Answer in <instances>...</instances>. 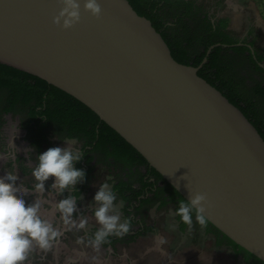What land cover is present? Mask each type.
Masks as SVG:
<instances>
[{
  "label": "water",
  "instance_id": "95a60500",
  "mask_svg": "<svg viewBox=\"0 0 264 264\" xmlns=\"http://www.w3.org/2000/svg\"><path fill=\"white\" fill-rule=\"evenodd\" d=\"M80 2V22L61 30L52 24L57 0H0V64L88 107L187 203L189 190L206 194L207 222L264 263V139L257 128L199 67L176 61L128 0H97L98 19Z\"/></svg>",
  "mask_w": 264,
  "mask_h": 264
},
{
  "label": "rangeland",
  "instance_id": "374dc122",
  "mask_svg": "<svg viewBox=\"0 0 264 264\" xmlns=\"http://www.w3.org/2000/svg\"><path fill=\"white\" fill-rule=\"evenodd\" d=\"M226 3V6L223 7L221 14L217 18L219 26L233 32L239 37L243 36V33L250 28L258 36L256 38V47L264 46V0H226ZM196 52L201 53L202 48L197 47ZM223 62L227 66L226 75L240 83L245 100L251 99L257 104L254 109L256 116L253 120L264 124V98L255 94V89L264 83L262 72L251 62L246 51L240 52L236 56L227 55ZM8 98V91L0 87V148L6 146L8 136L15 134L16 130L34 126L36 123L34 114L32 113L33 110H31V107L35 103L34 101L24 104L15 100V103L12 105L9 103ZM42 131L43 136L41 138H43L44 143L39 146V138L36 139L35 145L33 144V147H30L31 151L25 152L26 146L21 145V142L18 145L17 142L19 143V141L13 142V145L16 147L14 148L18 150L19 154L24 155L23 158L25 160L20 162V168H17L16 165L12 168L8 163L3 164L0 167L2 170L1 177L6 172L11 171L18 176L17 186L22 184L25 188L32 187L34 184L31 177L32 169L28 170L25 167L26 164L34 167L38 155L51 147H67L63 142L75 139L77 143L74 145V148L81 152L82 158L74 164V167L84 172L89 171V174L85 176L86 180L84 179L82 183L75 185V190L79 191L77 195L74 194V189L65 191L62 195H57L54 190L50 189L53 179L49 178L45 182V192L43 194L36 192L34 195H26L23 198L26 204H32L34 198L39 200L41 202L42 215L46 211L52 212L58 200L72 196L77 200V211H81L83 217L88 220V224L85 229L79 231L75 228L66 230L62 227L60 218H54L55 220L52 223L64 234L62 236L63 239L60 240L59 245L53 246L48 252L35 250V254L39 255L41 253L43 256L48 257L46 262L41 264H51L50 253L55 257L61 256L57 264H70V262H75L76 264H114L118 261L119 254L125 246L117 245L118 251L116 256L110 257L104 253V247L100 246L96 250L89 244L91 236H87L81 240L84 234L88 233L92 235L98 228L92 215L96 207L92 201L101 184L108 183L113 190L114 185L121 180L124 172H127L131 176L134 183H137L143 174L141 172L130 171L131 162L126 164L121 161H115L111 156L102 153V150L89 152L86 140L81 136L70 137L68 129H62L58 125L48 123ZM4 138H6V142H4ZM126 206V202L117 196L115 211L120 214L122 221L124 219L128 220L127 213L125 212ZM176 206V203L168 204L157 214H154L152 210L148 211V209L141 211L142 215H148L146 219L148 224L155 223L154 233L164 237L167 241L165 244L158 246L153 237L144 240L148 245L150 243L152 248L154 247V251L161 249L165 251L164 255L170 257L161 256L157 264H258L254 259L242 252H237L224 241L220 242V246L217 247L214 236L206 234L205 229L201 226L192 225L191 228L186 226L185 232H182L180 229L181 223H179L178 216L175 214ZM57 214L59 215V213ZM80 215L76 212L74 213V218L78 220ZM185 233H188V235ZM225 248H229L230 251L226 252ZM79 253L86 256H78L77 254ZM141 253L142 250L137 252L139 255ZM69 255L75 256L72 259L75 258L76 260H68L70 258ZM102 257L107 259L108 262L103 259L99 262L97 261V258L100 259ZM138 260H141V257ZM35 261L36 259L31 256L27 264H36L34 263Z\"/></svg>",
  "mask_w": 264,
  "mask_h": 264
},
{
  "label": "trees",
  "instance_id": "16d2710c",
  "mask_svg": "<svg viewBox=\"0 0 264 264\" xmlns=\"http://www.w3.org/2000/svg\"><path fill=\"white\" fill-rule=\"evenodd\" d=\"M128 1L139 15L146 17L152 22L154 28L166 41L176 61L198 67L203 59L207 58L208 63L204 64L200 69L199 76L212 86H215L232 104L237 106L250 119L264 139V124L253 120L256 116L254 109L257 104L251 99L245 100L241 88L235 85V79L226 75L227 66L224 64V60L217 59L220 52L230 50L223 48L224 45H234L238 42L233 38L231 32L221 28L218 22H212L208 12L203 4H200L199 0ZM217 44L220 46L213 49L211 56H207V50ZM197 47L202 48L201 53L196 52ZM232 50L235 52H249L250 49L236 46ZM226 54L225 56L227 57ZM252 57L253 55L250 54L249 58ZM251 62L257 65V62L253 60ZM256 68L259 69V67ZM259 70L261 71V69ZM32 81H35L36 85L43 90L37 89L36 86L33 87ZM0 87L8 91V100L12 105L15 100L24 104L30 101L35 102L31 110H33L32 113L37 124L28 127V129L34 133L35 141L39 138V146L44 143L43 138H41L43 136V128L48 123H52L62 129H68L70 137H83L86 140L89 152L102 150V153L111 156L115 161H121L126 164L131 161V167L148 165L145 159L131 145L103 123L93 111L60 89L49 85L44 80L13 67L0 64ZM47 89H50L54 94V97L49 101L44 97ZM255 91L257 96L264 98V89H262L261 85ZM33 93L37 96L34 95V98H31ZM27 94L29 96L25 97ZM38 115L41 116L40 119H37ZM42 121L48 123L43 125L41 124ZM152 173L165 184V187H157L155 190L149 189V192L153 193V195L143 201H139V198L145 195V188L148 186L154 187V184L143 181L144 175H141L139 180L137 179L138 181L135 184L138 186L136 187H134V182H123L121 180L114 185L113 191L127 204L125 212L127 217L130 218L131 228L128 234L122 238L111 236L108 238V242L103 245L113 246L117 243H129L140 236L153 233L155 231V223H147L148 215H142V209L152 210L154 214H157L170 203H176V210L181 200L187 203L154 169ZM85 174H89V171L85 172ZM78 192L76 189L74 194L77 195ZM138 203L140 204L137 207L136 204ZM138 216L140 217L138 218ZM177 219L181 223V231L185 232L187 225L181 222L180 217H177ZM193 225L200 226L195 221V217H193ZM203 228L206 234H212L215 237L217 247L220 246V242L224 241L237 252L244 253L258 264H264L222 235L210 223L207 222V226ZM35 253L34 251L29 256L36 259L34 263L41 264L46 262L47 256H43L41 253L36 255ZM50 256L51 264H57L60 261V255L55 257L50 253Z\"/></svg>",
  "mask_w": 264,
  "mask_h": 264
},
{
  "label": "clouds",
  "instance_id": "9594fccd",
  "mask_svg": "<svg viewBox=\"0 0 264 264\" xmlns=\"http://www.w3.org/2000/svg\"><path fill=\"white\" fill-rule=\"evenodd\" d=\"M57 2L60 10L52 19L53 26H58L61 30L73 28L81 19L80 0ZM83 11L98 19L101 7L97 0H83ZM63 143L67 147H51L37 156L31 170L34 181L32 187L35 192L43 194L45 182L49 178L53 179L50 189L57 195L75 190V185L84 181L85 172L74 167L82 158L81 152L74 148L77 141L70 139ZM17 179L18 176L11 171L0 177V264H27L29 256L35 250L48 252L62 235L59 228L41 215L39 200L34 198L32 204H26L23 197L31 193L22 184L17 186ZM188 196L189 202L181 200L175 214L189 228L193 225V217L201 227H206V194L192 193L189 190ZM116 199V193L108 183L101 184L94 195L92 203L96 207L92 215L98 228L92 234L89 244L96 250L108 242L109 237L122 238L130 231V222L127 219L122 221L120 214L115 211ZM76 206L77 200L72 196L62 198L54 205L55 212L59 213L61 225L66 230L75 228L79 231L85 229L88 224V220L82 214L78 220L74 218ZM166 242L164 237L157 235L156 245H163Z\"/></svg>",
  "mask_w": 264,
  "mask_h": 264
},
{
  "label": "flooded vegetation",
  "instance_id": "af4514ba",
  "mask_svg": "<svg viewBox=\"0 0 264 264\" xmlns=\"http://www.w3.org/2000/svg\"><path fill=\"white\" fill-rule=\"evenodd\" d=\"M200 4H203L204 8L206 9V11L208 12V15L210 16V19L212 22L214 21H218L217 18L219 17V15L221 14V11L223 10V7L226 6V0H199ZM228 31V30H227ZM231 32V31H230ZM244 35L239 37L236 36L233 32H231V35L233 36V38L235 40H237L238 42L234 45H226V47H223L225 49H230L227 52H220L219 55L217 56L218 60H224L226 58V55H232V56H236L238 55L240 52H235L232 49L236 46H242V47H247L249 48V52L247 51L246 54L249 56L250 54L253 55L252 58H250L251 60L257 62V65H255V67H259V69H261L262 75L264 77V46H260L259 48H257V44H256V38L258 37L257 34L254 33V31L252 29H248L247 31H245L243 33ZM253 44V45H251ZM213 51V50H212ZM212 51L210 52V54H208L209 56L212 55ZM207 55V56H208ZM204 60V59H203ZM203 62V61H202ZM208 63V60L206 58V62L205 63H201L198 67V73L200 71V69L203 67L204 64ZM226 72V71H225ZM33 87H37V89L39 90H43L41 88H39L36 84L35 81H32ZM235 85L237 87L240 88L239 82H237V80H235ZM215 87V86H214ZM262 89H264V83H262L261 85ZM34 95L37 96L36 94H32L31 98H34ZM29 96V94L25 95ZM45 99H47V101L51 100L54 97L53 92H51L50 89L46 90V93L44 95ZM29 98V97H27ZM46 101V102H47ZM41 116L38 115L37 119H40ZM47 120V119H45ZM48 122L46 121H42L41 124L45 125ZM37 124V122L35 123ZM6 138H4V142H6L5 140ZM7 143L6 146L4 148H0V167L3 166V164L8 163L10 167L14 168V166L16 165L17 168H20V162L25 160V158H23L24 155H21L18 153V151L14 148L13 146V142L15 141H19V143L17 142V144L19 145L21 142V145L26 146V149H30V147H33V144L35 145V137H34V133L30 132L29 129L26 127L24 129L21 130H16V133L13 134L12 136H8L7 139ZM1 144V142H0ZM131 162V161H130ZM132 163V162H131ZM82 164V163H81ZM83 165V164H82ZM28 170L32 169V165H27L25 166ZM1 168H0V177H1ZM130 171H140L144 174V182L147 183H152L154 184V187H146L145 188V195L144 196H140L139 201H143L147 198L152 197L153 193L149 192V189H153L155 190L157 187L163 188L165 187V184L158 180V177H156L154 175V173H152L153 168H151L149 165H141V166H134V167H130ZM15 172V171H14ZM140 203L136 204L137 207L139 206ZM171 204V203H170ZM177 207V206H176ZM144 210V209H142ZM77 214H81V211H76ZM140 216H138L139 218ZM63 235H61L62 237ZM60 237V238H61Z\"/></svg>",
  "mask_w": 264,
  "mask_h": 264
},
{
  "label": "crops",
  "instance_id": "0c3cea01",
  "mask_svg": "<svg viewBox=\"0 0 264 264\" xmlns=\"http://www.w3.org/2000/svg\"><path fill=\"white\" fill-rule=\"evenodd\" d=\"M135 172H140V171H135ZM122 175L123 176L121 177V181H123V182L124 181H127V182H130V183H133L131 176H129L127 174V172H124ZM134 185H135L134 187L138 186L135 183H134ZM27 189H29V191L31 193V194H28V195H34V193H36L33 190V187H28ZM42 216L44 218L50 220L51 222H53L55 220L54 218H56V219H58V217L60 218V216L57 214V212H55L54 209H53L52 212H47V211L46 212H43L42 213ZM129 219L130 218H128V220ZM154 232L153 233H150V234H148L146 236H140V237L136 238L134 241L129 242V243H117V244H115L113 246L112 245H101V247H104L105 248V252H104L105 254H108L110 257H115L116 256V253L118 251L117 245H119V246H122V245L125 246V248H122V251L119 254V259H117L118 261L115 262L114 264H157V263H159L161 256H163V257L166 256L168 258H170V257L167 256V255H164L163 253H165V251H163L161 249H159L157 251H154V249H153L154 247L152 248L150 243L148 245L144 241L146 239H150V237H153L154 239H156V237H157L158 234H155ZM185 234L188 235V233H185ZM63 236H64V234H63ZM87 236H90V235L88 233L87 234H84V236L81 238V240H83V238H85ZM60 237H59V239L57 241L54 242L53 246L59 245L60 240L63 239V237H61V238ZM214 239H215V237H214ZM140 250H142V253L139 255V254H137V252L140 251ZM225 251L226 252H229L230 249L229 248H225ZM70 253H71V251H70ZM77 255L78 256H83V257L86 256L85 254L83 255L82 253H79ZM69 257L70 258H68V260H70V261H72V260L75 259V258L72 259L75 256L72 257L71 255H69ZM140 257H141V260H138V258H140ZM101 259H103L106 262H108L107 259H104L103 257L100 258V259L97 258V261L99 262ZM70 263H72V262H70ZM73 263H75V262H73Z\"/></svg>",
  "mask_w": 264,
  "mask_h": 264
}]
</instances>
